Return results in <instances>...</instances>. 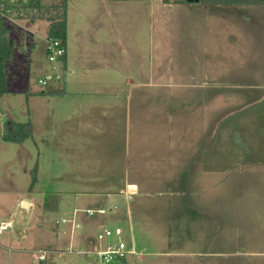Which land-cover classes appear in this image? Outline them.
<instances>
[{"label":"crops","instance_id":"crops-1","mask_svg":"<svg viewBox=\"0 0 264 264\" xmlns=\"http://www.w3.org/2000/svg\"><path fill=\"white\" fill-rule=\"evenodd\" d=\"M38 1L40 9L22 10L21 14L12 10L4 18L12 43L14 28L10 24H17L25 32L30 30V45L35 47L39 37L36 28L43 27L47 34L46 57L51 20L66 19L67 52L60 61L66 79L47 91H28L30 97L49 95L53 106L61 105L57 121L62 116L72 120L67 126H49L55 145L62 150L65 169L57 176L59 189L44 201V207L69 214L72 206L70 218L79 224L80 214L87 208L120 209L122 198L144 203V198L153 194L173 196L169 202L172 211L181 207L177 204L183 201L179 197L203 211L219 210V197L221 201L224 192L219 189V181H224L226 174L225 136L220 139L214 128L211 135L210 128L221 126L232 110L251 106L259 108V114L264 113V3ZM251 22L258 24L256 30H251ZM32 25H36L33 31ZM56 79L60 80L58 73ZM234 85L240 90H231ZM129 99L136 100L133 107L137 126H129ZM242 99L243 103L239 101ZM232 105L235 107L225 110ZM250 118L254 119L255 114ZM31 123L32 136L35 126ZM254 130L250 126L251 134ZM42 138L44 145L49 144L45 135ZM256 146V141L250 140L248 148L254 152ZM237 157L229 155V161ZM249 163L253 165L251 178L260 176L256 171L264 175V159L254 156ZM132 184L138 189L129 191ZM25 202L27 209L33 207L26 198L20 204L25 206ZM124 211L131 218L127 207ZM105 214L92 222L98 229L109 227L105 225ZM206 221L174 223L177 227L204 228ZM249 223H253L252 228L257 226L251 220ZM62 224L71 226L72 236L77 227L70 222ZM21 225L26 227L28 223ZM60 232L67 233L65 229ZM85 232L78 243L87 244L86 249L106 246L107 241ZM257 234L250 229L249 264L264 263V238ZM190 240L196 243L198 238L191 236ZM130 245L136 247L133 239ZM32 251L33 264H46L47 259L35 260ZM145 253L143 250L131 255L144 262L148 261ZM233 253L242 254L237 249L159 255L169 256L166 264H219L207 257ZM129 255L114 264H128ZM145 264L160 263L152 258Z\"/></svg>","mask_w":264,"mask_h":264},{"label":"rangeland","instance_id":"rangeland-1","mask_svg":"<svg viewBox=\"0 0 264 264\" xmlns=\"http://www.w3.org/2000/svg\"><path fill=\"white\" fill-rule=\"evenodd\" d=\"M10 26L14 28L13 58L7 63V86L10 92L0 99V221L9 223L10 227L0 235V264H33L30 251L37 248L47 250L46 264H90L85 257L76 253V250L87 248V244L78 242L86 234L85 230L89 231L91 237L98 239L97 233L100 229L94 223L104 215L81 213V226L77 227L71 236V226L57 223V220L63 216L70 218L72 206L67 211L70 213L66 214L48 210L43 204L59 189L57 176L65 169L61 160L62 150L55 145L57 142L53 139V131L49 126H67L72 124V120L62 116V120L57 121L56 114L61 112V105L60 108L53 106V97H30L28 92L30 89L47 91L56 85V82H64L66 73L61 67V62L57 63L58 70H53L54 63L47 59L44 49L47 34L43 27L36 28V25H32L30 28L32 31L36 28L39 35L35 39V47L30 45L33 37L30 30L25 32L17 24ZM251 26V30L258 28V24L252 22ZM208 59L210 61L209 56ZM57 73L60 80L56 79ZM40 79H46L47 84L40 83ZM225 81L229 82V79ZM238 88L239 86L234 85L231 90L239 91ZM129 101L132 103L129 126H135L136 114L133 104L136 100ZM239 101L243 103L244 100ZM165 104L164 107L167 108V100ZM234 107L235 105H232L225 110L229 111ZM252 114H255L254 119L250 118ZM32 121L35 130L31 137L22 141L5 139L6 135L20 137L25 131L18 130L13 122L19 123L20 126H29ZM123 126H126V123ZM250 126L255 128L252 134L249 132ZM263 126L264 113L259 114V108L250 106L232 110L221 126L217 129L216 126L210 128L211 135L214 128L215 132L218 131L220 139L223 134L225 136L226 174L224 181H219V189L224 190L221 201L219 197V210L207 208L208 210H204L208 213L206 215L201 208L189 206L185 197H179L183 200L181 203H178V198L175 200L181 207L172 211L169 209V202L174 197L166 194L147 195L144 203L122 198L120 209L118 207L105 214V225L123 227L122 238L128 245L133 239L136 250H145L148 261L155 258L157 263L166 264L169 256L159 255L160 253L170 252L179 256L180 252H234L240 249V255L233 253L207 258L219 264H249L247 240L250 229H255L257 235L260 234L264 238V175L258 171L256 172L260 176L253 175L251 178L249 175L253 166L249 161L254 156L256 159H264ZM42 135L48 138L49 144L44 145ZM250 140L256 141L254 152L252 147L248 148ZM232 154L239 155L238 160L230 162L229 155ZM211 187L212 184L209 188ZM251 188L257 189L250 191ZM24 198L33 202L31 209L20 204ZM209 205L212 206L211 203ZM124 206L130 211L131 218L128 217V211H124ZM201 219L207 220L204 228L177 227L174 223ZM250 220L256 222L255 228H252L253 223H249ZM88 221H91V224ZM23 222L28 225L22 227ZM63 229L67 231L66 234L59 233ZM191 236L198 238V241L192 243ZM221 240L225 242H220ZM164 260L166 262H163ZM148 261H140L130 254L128 264H145Z\"/></svg>","mask_w":264,"mask_h":264},{"label":"built area","instance_id":"built-area-1","mask_svg":"<svg viewBox=\"0 0 264 264\" xmlns=\"http://www.w3.org/2000/svg\"><path fill=\"white\" fill-rule=\"evenodd\" d=\"M12 10H16L18 14L22 13V10L19 11L16 8L7 7L4 4L0 3V11L2 12L3 16L7 15V13L11 12ZM46 48L47 59L50 62L54 63L53 70H58L57 63L63 59L67 52L65 41L60 38L48 37ZM39 82L42 84H47L46 79H40ZM137 189L138 187L136 184H132L129 187V191H135ZM113 209H117V206L87 208L84 210V212L89 215H94L96 213L105 214L108 211H112ZM69 222L72 223L75 227H80V224L77 223L73 217L57 220V223ZM9 227V223L0 221V235L3 234ZM123 234L124 229L121 226L101 228L97 233V237L100 241L107 240L106 246H95L90 249L76 250V253L84 256L90 262V264H114L116 262H121L122 260L126 259L128 254L138 253L134 245H128V243L122 238ZM32 256L35 260L45 261L47 259V250L35 249L32 251Z\"/></svg>","mask_w":264,"mask_h":264},{"label":"trees","instance_id":"trees-1","mask_svg":"<svg viewBox=\"0 0 264 264\" xmlns=\"http://www.w3.org/2000/svg\"><path fill=\"white\" fill-rule=\"evenodd\" d=\"M200 1H210V0H200ZM250 0H216V3H248ZM0 3L7 7L16 8L20 10H35L40 9V4L38 0H0ZM258 3H264V0H258ZM50 38H60L64 41L67 37L66 19H52L49 26ZM13 43L10 38V28L8 27L5 18L0 11V97L8 92L7 86V74L6 65L13 58ZM14 127L18 130H25L20 137L5 136L6 140L22 141L26 137L32 134V125L20 126L19 123H14Z\"/></svg>","mask_w":264,"mask_h":264},{"label":"water","instance_id":"water-1","mask_svg":"<svg viewBox=\"0 0 264 264\" xmlns=\"http://www.w3.org/2000/svg\"><path fill=\"white\" fill-rule=\"evenodd\" d=\"M24 205L27 206V202H25Z\"/></svg>","mask_w":264,"mask_h":264}]
</instances>
